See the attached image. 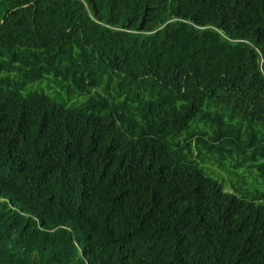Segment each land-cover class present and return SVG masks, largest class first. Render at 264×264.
<instances>
[{
	"label": "trees",
	"instance_id": "1",
	"mask_svg": "<svg viewBox=\"0 0 264 264\" xmlns=\"http://www.w3.org/2000/svg\"><path fill=\"white\" fill-rule=\"evenodd\" d=\"M242 167L264 0H0V264H264Z\"/></svg>",
	"mask_w": 264,
	"mask_h": 264
},
{
	"label": "rangeland",
	"instance_id": "2",
	"mask_svg": "<svg viewBox=\"0 0 264 264\" xmlns=\"http://www.w3.org/2000/svg\"><path fill=\"white\" fill-rule=\"evenodd\" d=\"M41 86L44 87L45 89H49L46 82H43ZM52 94L54 95V90L52 91ZM65 96L66 94L64 93L63 97ZM73 100L75 99L71 98L69 101H73ZM204 165L208 169L211 168L218 170L219 173L221 174V177L224 178L226 182V189L231 191L234 190L232 183L227 178L229 176V173L227 171L219 169L217 165L212 164L210 161H206ZM230 176H231L230 178L231 181L236 183L238 186V189L236 191L238 195H251L252 193H256L258 191L263 190L264 186L262 185L261 178L259 179L255 170H247L245 169V167H242L238 170H234Z\"/></svg>",
	"mask_w": 264,
	"mask_h": 264
},
{
	"label": "water",
	"instance_id": "3",
	"mask_svg": "<svg viewBox=\"0 0 264 264\" xmlns=\"http://www.w3.org/2000/svg\"><path fill=\"white\" fill-rule=\"evenodd\" d=\"M145 17H146V8H145L144 14L142 15L141 21H140L139 25L137 26V30L138 31H140V30H142L144 28Z\"/></svg>",
	"mask_w": 264,
	"mask_h": 264
}]
</instances>
